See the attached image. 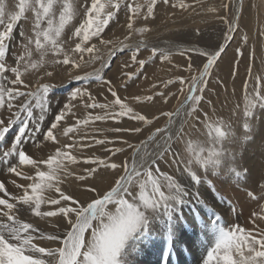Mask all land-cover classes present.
I'll use <instances>...</instances> for the list:
<instances>
[{
  "label": "snow or ice",
  "instance_id": "snow-or-ice-1",
  "mask_svg": "<svg viewBox=\"0 0 264 264\" xmlns=\"http://www.w3.org/2000/svg\"><path fill=\"white\" fill-rule=\"evenodd\" d=\"M201 2L194 0L190 5L185 0L175 3L172 0H16L12 10L9 0H0V164L7 176L15 177L7 182L0 180V264H127L126 257L135 250L137 242L148 235L152 222L164 224L165 219L166 259L175 238V214L188 202L189 191L181 181H190L196 187L204 183L215 192V185L207 178L209 172L218 175L227 171L243 179L242 172L235 166V153L225 147L235 138L232 125L216 116L212 100H205L204 96L212 69L225 51V45L215 51L186 49L180 52L181 55L196 52L206 62L198 74L165 82V87L178 82V91L186 90L185 98L174 112L161 113L167 117L166 123L152 130L144 140L134 144L122 138L118 141L97 139L87 133L79 136L82 128L98 121L127 118L151 126L159 119H150L136 111L128 101L152 103L154 96L159 95L166 103L168 97L160 92L121 98L116 85L105 78L104 70L110 67V61H105L100 54L101 47H107L110 55H115L117 50L128 51L131 63L122 64L121 77L138 78L139 72L154 58L159 56L161 61H170L172 55L168 48L150 46L146 39L151 32L147 21L155 18L158 5L184 10ZM228 6V3L223 4L225 10ZM121 13L126 20L122 25L126 35L118 41L117 49L104 34L111 24L119 23ZM77 18L79 23L73 26ZM141 19L145 23L137 27ZM219 19L228 29L225 39L231 41L233 37L229 33L239 30L238 22H229L227 17ZM21 22L29 23L30 30H25ZM70 26L69 35L66 29ZM247 39L246 35L242 36L245 43ZM149 48L151 54L146 59H138L141 51ZM237 53L240 54L239 48ZM252 55L254 58V51ZM96 62H100L99 68L71 75L73 70L79 71ZM135 65L139 66L137 71H123ZM51 66L67 68L72 80L88 85L102 83L113 99L109 101L104 97V102H99L88 87H75L48 122L51 112L48 97L55 85L43 81L53 76L52 71L45 70ZM188 69H192L190 56ZM32 74H37L34 84L26 79ZM252 80L249 65L243 95L246 131L250 130L249 121L254 118L255 110L264 109V76L257 74L254 84ZM122 86L126 88L127 84ZM77 104L101 111L96 114L88 111L84 118H76ZM204 104L209 106L207 110ZM70 117L74 118L73 123H68ZM177 120L180 121L178 126ZM186 127L199 131L204 139H193ZM10 131H13L12 139L9 146L3 148ZM110 131L139 134L143 127ZM62 139L67 142L62 143ZM116 142L127 147H105L109 155L103 157L83 155L94 146ZM28 144L36 149L52 147L46 156H36L26 150ZM149 145L153 147L150 149ZM129 149V157L120 163L113 160L116 154ZM80 163L88 167L78 174L73 168ZM161 166L175 169L178 176ZM103 173L112 174L111 180ZM69 177L91 195L82 201L66 192L63 186ZM89 180L95 183H88ZM6 184H11L16 191H10ZM245 194L259 208L250 214L251 228L239 224L228 226L204 203L199 193H195L196 202L204 205L210 214L204 226L214 233L202 264H264V227L261 226L264 224V203H261L264 182L258 189L245 188ZM231 211L237 213L235 207H231ZM29 214L45 221L55 220L51 225L54 231L29 222L25 218ZM37 241H48L51 246H42Z\"/></svg>",
  "mask_w": 264,
  "mask_h": 264
},
{
  "label": "rangeland",
  "instance_id": "rangeland-1",
  "mask_svg": "<svg viewBox=\"0 0 264 264\" xmlns=\"http://www.w3.org/2000/svg\"><path fill=\"white\" fill-rule=\"evenodd\" d=\"M233 1L234 0H202V2L196 4L194 8L184 10H181L179 7L173 8L163 4L158 5L155 9V18L147 21V25L151 28V32L146 35L149 45L158 44V46L162 48L163 45L165 46V44L169 42L168 44L170 45L177 44L179 46H189V48H178L179 46L175 45V49H170L172 53L170 61H161L159 56H157L153 61L147 63L143 70L139 72L138 78L133 80H127L125 77H121L122 64L126 61L131 63L130 53L128 51H116L115 55H110L107 47H101L100 54L103 55L105 61H110V67L104 70L105 78L110 79L112 83L116 85L118 94L121 98L135 95H153L154 93L163 92L164 96L168 97V100L165 103L163 97L155 95L152 103L138 104L132 100L128 101L136 111L147 115L150 119L152 117H159V119L153 121L151 126L142 125L139 122H134L127 118L118 121H98L94 124H90L87 128H82L79 136H84L85 133H87L88 136H95L97 139L108 138L109 140L118 141L119 138H122L130 143H139L156 127H161L166 123L167 117L162 116L161 113L169 111L174 112L179 102L182 101V97L186 95V90L184 93L178 91L180 89V84L178 82L169 84L167 87H165V82L168 80H176L178 77L188 78L193 74H198L199 70L202 69L203 64L206 62L205 58L199 56L196 52H191L188 55H181L180 52L195 48L212 51L218 50L220 45H225V51L221 54L216 65L212 69L207 86L208 90L204 93L205 100H212L216 116L223 118L225 122L227 121L226 123L232 125L235 141L233 140L231 143H226L228 145L225 144V147L231 149L232 146H239L241 142L253 140L256 145H260L261 148H264V109L257 108L255 110L254 118L249 121L250 130L246 131L243 128L244 81L248 79L249 65H251L253 77L251 83L254 84V78L257 74L264 76V35H262V33H264V0H238L241 4L237 15L239 30L233 33L234 36L232 40L225 44V33L228 29L224 21L219 19V17H227L229 22L234 21L232 18L234 16ZM15 2L16 0H9L12 10H14L13 5ZM172 2L175 3L177 0H172ZM185 2L191 5L194 3V0H185ZM224 3H228L229 5L227 10L223 7ZM209 8H215L216 11H208ZM28 15L31 16V13ZM78 23L79 18L73 21V26L78 25ZM125 23V17L123 13H121L119 23L111 24L104 34V38L111 39L113 41V47L117 49L119 48L118 41L123 40L126 35L125 28L122 27ZM144 23L145 21L141 19L137 22L136 26H142ZM21 24L25 30L26 28L30 30L29 23L21 22ZM69 30L72 31V26L66 29V33H68ZM18 31L19 29H17V32ZM244 35L248 38L246 43L242 40V36ZM238 48L240 49V54L237 53ZM253 51L254 58L252 55ZM150 54V48L142 50L138 55V59H146ZM108 56L109 58H107ZM189 56L192 64L191 70L188 69ZM48 59L50 60L51 57H48ZM99 66L100 62L89 64L79 71L73 70L71 75H82L83 72L92 71L94 68H99ZM138 67V65H135L125 68L123 71L134 72L137 71ZM45 70L52 71L53 76L46 77L43 82L55 85L48 97L51 108V112L47 117L48 122L54 118L55 113L66 102L69 92L75 87H88L99 102H104V97H107L109 101L113 99V97L105 91V85L97 82L88 85L81 81H74L70 79L69 70L65 67L51 66ZM43 71L44 70H42V72ZM42 72L40 73L41 75ZM26 79L31 83H35L37 74L29 75ZM123 84H127V87H123ZM62 86H64V88L59 89ZM249 91H251V88ZM237 105H240L239 109ZM203 107L207 110L209 106L204 104ZM74 111L76 112V118L82 119L88 111L93 110L85 109L82 105L77 104ZM100 111V109H96L93 111V114L99 113ZM73 122L74 118L70 117L68 123ZM260 123L262 126H260ZM131 127H143V131L139 134L110 131V129L113 128ZM13 131L10 132L9 139L7 137L8 140L3 143V148H6L5 145L10 143ZM186 131L192 133L193 139H204L199 131L191 127H186ZM200 131H203V129ZM157 139H159V137H157ZM61 142L65 143L67 141L62 139ZM30 145L32 146V144ZM105 147L126 148L127 146L119 142L105 146H94L85 151L83 155L107 156L109 153L104 151ZM152 147L153 145H149L150 149ZM232 149H234V147H232ZM130 152L131 150L129 149L123 153H118L113 157V160L120 163L125 157L130 156ZM262 162L260 166H262V171L264 172V158ZM85 167H88V165L80 163L75 165L73 170L80 174ZM161 167L163 170L169 171L172 175L176 173L175 169ZM103 175L108 176L109 180H111L112 174L103 173ZM181 182L183 183V181ZM88 183L95 182L89 180ZM63 187L66 192L76 196L82 201L91 195L90 193L82 191V186L79 182L71 177L67 179ZM217 199L220 201L219 197ZM200 209L204 210L205 214H201L199 212ZM180 211L183 210L181 209ZM216 213L219 214V212ZM209 217L210 214L204 206H189L185 209L183 214H177L173 224L175 222L179 223L180 230L178 235H175L172 243V250L166 259L164 252L167 248V222L165 221L164 224H159V222L153 221L150 230L155 231L161 226L160 231H156L154 234V237H156L154 239L159 240V245L153 249L156 253L155 257L152 256L153 253L147 252V248L145 249L147 254H143L144 252L140 253L142 251H140V247H138L137 243L135 250L126 257L129 260L127 264H175L174 261H178L176 262L177 264H202V258L206 254V248L210 246V240L214 238V233L211 228L205 227L203 223L205 220H208ZM25 218L41 229L49 232L54 231L51 225L56 223L55 220L45 221L42 218H34L30 214ZM211 218L214 219V217ZM222 222H224L223 219ZM217 223H221V221ZM208 228H210V230ZM200 230H204L205 233L203 232V234H200ZM190 237H197L199 241H194ZM207 237H209L210 240H207ZM37 242L42 246H51L48 241ZM144 248L143 246L142 249Z\"/></svg>",
  "mask_w": 264,
  "mask_h": 264
},
{
  "label": "bare ground",
  "instance_id": "bare-ground-1",
  "mask_svg": "<svg viewBox=\"0 0 264 264\" xmlns=\"http://www.w3.org/2000/svg\"><path fill=\"white\" fill-rule=\"evenodd\" d=\"M233 3H234V16L232 18L234 19V21L238 22V19H237L238 16L237 15H238V12L240 10L241 4L238 2V0H234ZM26 30H28V28H26ZM70 33H71V31L69 30L67 34H70ZM230 35H232V37L234 36L233 33H230ZM226 42H229V41L226 40L225 44H226ZM168 43L165 44V46L163 45L162 48H168L169 50L172 48L175 49V45H177V44L170 45ZM152 45H155V44H152ZM157 46H158V44H157ZM177 46H179V45H177ZM190 47H192V46H190ZM178 48H189V46H179ZM197 49H199V48H197ZM117 51L119 52V50H117ZM208 51H211V50H208ZM212 51H215V50H212ZM107 58H109V56ZM30 78H32V77H30ZM74 81H76V80H74ZM32 83L34 84V82H32ZM62 88H64V86H62L59 89H62ZM184 98H185V95L182 97V101L179 102L176 109L183 102ZM179 123H180V121L177 120L176 121L177 126L179 125ZM260 126H262L261 123H260ZM10 132L7 136L8 139L10 136ZM143 140H144V138H143ZM234 141H235V139H234ZM226 145H228V144H226ZM5 146L7 148L9 146V144H6ZM28 146H29V148H28ZM30 146H31L30 144L26 145V150L29 151L30 153L36 155V156H46L49 149L51 148L50 146H48V147H45L42 149H36V148H33V145L31 147ZM232 147H234V149H232ZM232 147L230 150L235 153V166L237 167L238 170H240L242 172L243 179H238L235 177L234 174H230L227 171H221L218 175H213L211 172H209L207 178L209 180H211L212 183L215 185V189H216L215 192H213L212 189L210 188V186L207 184L202 183L201 185L196 187V186H193L190 181L182 180L183 183L185 184V186L188 188L189 196H188V202L185 203L181 208L183 210V211H180L181 214H183L185 209L188 208L189 206H194V207L204 206V205L196 202L195 193L198 192L200 198L204 201V203L206 205L210 206L216 212H219L222 219L224 220V222H226V224L228 226L239 224L245 228H251L252 227V224L249 222L250 214L252 211H258L259 208L255 202H252L251 199L246 196L245 188H248L249 190L258 189L259 184L261 182H264V172L262 171V166H260V164L263 163L262 161L264 158L263 157L264 156V148L263 147L261 148L260 145H256L253 142V140H249L248 142H241L239 144V146H237V147L232 146ZM129 155H131V152ZM259 156L261 157V159ZM245 169L247 170L246 173H244ZM174 175L178 176V173H175ZM13 178H15V177H10V176H7L5 174L4 166L2 164H0V180H4L7 182L8 180L13 179ZM19 182H23V181H19ZM6 186L8 187V189L10 191H16L12 187L11 184H6ZM218 197L220 198V201H218V199H217ZM227 201L232 202L231 206L227 203ZM261 203H264V201H261ZM231 207H235L237 209V213H234V215H233V212L231 211ZM199 212L201 214H205L204 210L200 209ZM180 213H177V214H180ZM177 214H175L174 218L177 217ZM162 219H163V217H162ZM165 221H166V219H165ZM157 222H159V221H157ZM261 226L264 227V224H262ZM160 227H158V229H156L155 231L150 230V232L148 233V235L146 237L141 238V240H140L141 242L140 241L137 242L138 247H140V251H142L140 253L144 252L143 254H145L146 253L145 251L147 250V252L153 253L152 256L155 257L156 253H155V251H153V249L159 245V240L154 239V238H156V237H154V234L156 231H158V232L160 231ZM208 229L210 230V228H208ZM179 230H180V225H179V223L175 222L173 224L174 235H178ZM203 232L205 233L204 230H200V234H203ZM150 234H151V236H150ZM190 238L194 241H196V240L199 241L197 239V237H194V238L190 237ZM207 240H210L209 237H207ZM211 241H212V239L210 240V242ZM143 246L145 247L144 249H142ZM194 253H195V251H194ZM126 260L129 261L127 258H126ZM176 262H178V261H174V263H176Z\"/></svg>",
  "mask_w": 264,
  "mask_h": 264
}]
</instances>
